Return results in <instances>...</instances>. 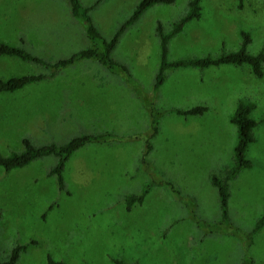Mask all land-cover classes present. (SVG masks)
<instances>
[{"label":"rangeland","instance_id":"1","mask_svg":"<svg viewBox=\"0 0 264 264\" xmlns=\"http://www.w3.org/2000/svg\"><path fill=\"white\" fill-rule=\"evenodd\" d=\"M94 1L80 0L83 6ZM139 1L103 0L90 16L109 40ZM199 1L201 17L170 39L169 61L235 52L241 32L250 36L248 53L264 51V0H244L242 8L238 0ZM188 2L154 5L121 34L111 57L127 67L138 95L94 60L0 93L2 156L20 153L24 138L40 146L62 145L82 133L117 136L70 157L64 190L48 175L54 157L9 172L0 167V261L14 246L26 245L16 264H48V258L58 264H264V227L251 235L264 214V74L255 77L246 64L168 69L154 90L156 27L171 30ZM0 41L49 62L90 45L68 0H0ZM49 73L39 64L0 57V80ZM239 100L255 106L246 152L251 167L229 181L223 221L211 178L222 179L234 165L237 132L230 118ZM84 105L89 109L81 110ZM195 106L207 111L175 112ZM147 184L153 187L143 201L128 208L127 198Z\"/></svg>","mask_w":264,"mask_h":264},{"label":"trees","instance_id":"2","mask_svg":"<svg viewBox=\"0 0 264 264\" xmlns=\"http://www.w3.org/2000/svg\"><path fill=\"white\" fill-rule=\"evenodd\" d=\"M103 0H95L90 6H83L80 0H68L69 10L72 18L80 22L83 26L85 36L90 45L81 49L66 58L58 59L55 62H49L42 57L31 54L21 46H12L0 41V57L7 56L17 58L21 61L39 64L50 71L49 74L23 75L11 77L6 80H0V93H12L19 91L28 85L52 78L59 70L75 65L79 61L94 60L103 66L111 74H119L124 82L129 85L136 95L137 90L132 86V77L127 67L112 59L111 54L114 51L121 34L132 24L137 22L141 16L151 7L157 4H171L174 0H140L131 15L117 28L112 37L106 40L94 25L90 16V11ZM244 0H238V8H242ZM201 17V7L199 0H189L186 13L175 23L172 24L171 30L165 32L162 25L158 23L156 34L159 37L160 61L155 75L154 90L160 88L164 83L168 69L178 68H209L220 65H248L251 73L261 78L264 74V51L256 55L248 53L247 46L251 42L247 32H241L242 42L240 48L231 53L222 54L217 58H187L174 61L168 60V43L171 38L182 32L187 23L197 20ZM254 104L248 101L239 100L235 110L230 118V122L236 127L237 140L233 148V167L220 179L211 178V184L216 189L219 199L221 218L223 221L228 220V198H229V181L233 180L241 170L251 167V162L246 158V152L249 144L253 141L252 130L256 122L250 117ZM207 111L205 106H195L187 110H175L176 114L181 116H200ZM153 115V114H152ZM153 131L156 133V117L154 116ZM117 139V136L108 132L94 134L82 133L72 137L62 145L50 143L46 145H34L28 138L22 139L23 150L20 153H11L8 156L0 154V167L5 172L14 169H20L31 162L43 158L54 157L55 165L49 170L48 175L56 178L59 190L65 189L63 180V171L70 157L79 149L88 144H101L111 142ZM151 149L148 145V151ZM153 187L147 184L143 187L138 196H129L126 200L127 207L130 208L134 203H141L145 195ZM264 227V214L260 216L251 230V235L256 234ZM26 249V245L14 246L6 260L0 261V264H16L21 253ZM115 264H124L119 260ZM48 264H58L48 258ZM248 264H252L251 262Z\"/></svg>","mask_w":264,"mask_h":264},{"label":"crops","instance_id":"3","mask_svg":"<svg viewBox=\"0 0 264 264\" xmlns=\"http://www.w3.org/2000/svg\"><path fill=\"white\" fill-rule=\"evenodd\" d=\"M100 81H101V80H100ZM103 84H106V83L104 82ZM65 107H66L67 110L72 109L71 106H69V105H65ZM82 109H85V110H86V109H89V105H84L83 108H81V110H82Z\"/></svg>","mask_w":264,"mask_h":264}]
</instances>
